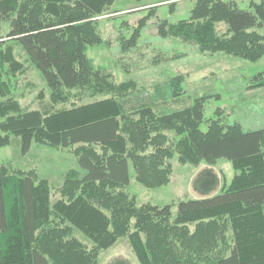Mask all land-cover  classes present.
I'll return each mask as SVG.
<instances>
[{
	"label": "trees",
	"instance_id": "trees-1",
	"mask_svg": "<svg viewBox=\"0 0 264 264\" xmlns=\"http://www.w3.org/2000/svg\"><path fill=\"white\" fill-rule=\"evenodd\" d=\"M114 3L0 0V22L10 29L6 38L41 74L53 104L52 111L24 112L13 100L4 77L28 68L6 47L0 52V148L10 146L12 137L21 140L23 152L33 143L78 146L74 154L84 172L54 191L34 172L0 167V264H97L122 239L140 264H264V129L211 121L202 131L206 99L161 113L143 100L133 105L134 84L111 82L87 55L88 47L103 44L97 18ZM144 22L124 48L136 45ZM219 25L226 27L223 34ZM263 27L264 2L246 11L222 0H197L189 19L164 22L160 35L193 43L201 53L257 62L264 57V35L257 32ZM181 82L156 91L165 99L179 97ZM254 82L264 87V73ZM87 93L105 98L54 109ZM175 154L192 166L230 162L235 175L211 198L138 205L126 191L130 165L140 185L158 189L170 183Z\"/></svg>",
	"mask_w": 264,
	"mask_h": 264
},
{
	"label": "rangeland",
	"instance_id": "rangeland-1",
	"mask_svg": "<svg viewBox=\"0 0 264 264\" xmlns=\"http://www.w3.org/2000/svg\"><path fill=\"white\" fill-rule=\"evenodd\" d=\"M197 0H115L107 13L97 18L103 44L88 47V58L95 69L105 72L111 82L119 85L134 84L133 105L143 100L152 103L155 112L182 110L198 99H206L204 123L206 132L211 121L228 126L239 123L245 131L264 129V87L257 86L254 78L264 73V57L257 62L245 61L223 53H201L193 43L178 39H164L160 26L187 20ZM235 3L241 10H251V4L264 0H222ZM144 26L136 45L124 48L133 31L144 20ZM9 25L0 22V52L12 46L16 59L27 67L23 75L4 77L12 85V98L24 112L52 111L51 92L41 74L30 63L14 42L8 41ZM219 33L226 31L218 26ZM264 35V27L257 31ZM181 78V95L165 99L158 92L174 79ZM264 84V83H262ZM77 95V92H73ZM104 96L74 97L69 103L54 107L69 109L104 99ZM150 99L153 100L150 102ZM137 104V103H136ZM139 105V104H138ZM174 137L173 133L169 134ZM12 144L0 148V167L8 165L12 171L34 172L38 180H48L53 190L69 179L81 178L83 171L72 149H52L33 143L25 152L21 140L14 137ZM172 175L170 183L162 188L147 189L136 181V173L130 165V185L126 191L134 196L138 205L167 206L179 201H195L219 195L235 175L230 162L221 161L215 166L205 163L199 166L180 163L179 155L170 160ZM59 199V196L55 197ZM176 211V208L174 209ZM134 255V256H133ZM135 258V259H134ZM138 263H136V261ZM97 264H140L127 239L101 253Z\"/></svg>",
	"mask_w": 264,
	"mask_h": 264
},
{
	"label": "crops",
	"instance_id": "crops-1",
	"mask_svg": "<svg viewBox=\"0 0 264 264\" xmlns=\"http://www.w3.org/2000/svg\"><path fill=\"white\" fill-rule=\"evenodd\" d=\"M49 183H50V187H51V189H53V184H52L50 181H49ZM62 186H63V185H62ZM62 186H61V187H62ZM54 191H55V190H54ZM55 199H56V198H54V200H55ZM133 256H134V255H133ZM134 259H135V258H134ZM135 261H136V263H138L137 260H135Z\"/></svg>",
	"mask_w": 264,
	"mask_h": 264
}]
</instances>
